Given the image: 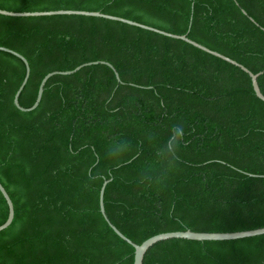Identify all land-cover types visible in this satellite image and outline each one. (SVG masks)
I'll return each mask as SVG.
<instances>
[{"label": "trees", "instance_id": "obj_1", "mask_svg": "<svg viewBox=\"0 0 264 264\" xmlns=\"http://www.w3.org/2000/svg\"><path fill=\"white\" fill-rule=\"evenodd\" d=\"M13 11L98 10L187 34L264 70V0H0ZM0 181L15 207L0 264H134L120 237L264 227V101L237 65L182 39L98 16L0 14ZM264 93V72L258 77ZM182 128L179 161L159 149ZM127 141L122 157L110 145ZM9 206L0 190V225ZM143 264H264V234L170 238Z\"/></svg>", "mask_w": 264, "mask_h": 264}, {"label": "water", "instance_id": "obj_2", "mask_svg": "<svg viewBox=\"0 0 264 264\" xmlns=\"http://www.w3.org/2000/svg\"><path fill=\"white\" fill-rule=\"evenodd\" d=\"M0 14L9 15V16H41V15H56V14H80V15H88V16H98V17H104V18L128 23L131 25H135V26H138V27H141L144 29H148V30H151L154 32H158V33H161L163 35L170 36L173 38L182 39V40L187 41V42L193 44L194 46H196V47H198V48H200L206 52H209V53H211L215 56H218V57H220V58H222V59H224V60H226V61H228L234 65H237L240 68H242L244 71H246L252 78V84H253L254 90L256 92V95L264 101V93L262 92V89H261L259 81H258V77L264 72V70H262L258 73H254L244 64L238 62L237 60H235V59H233V58H231V57H229V56H227V55H225V54H223L217 50H213V49L209 48L208 46H206V45H204V44H202L196 40L191 39L187 34L172 33V32L160 29L158 27L148 25L146 23H142V22L130 19V18H126V17H122L119 15H114V14H109V13H104V12L98 11V10L57 9V10H42V11H13V10L3 9L0 7ZM0 50L11 52V53L15 54L16 56L20 57L26 64L25 78H24L22 84L20 85L18 91L16 92V95L14 98L15 105L19 109H21L22 111H31V110L38 107V105L40 104L41 99L43 97L45 85H46L48 79L55 74H72V73L78 71L79 69H81L82 67H84L86 65L103 63V64H107L111 68H113L115 70L117 78L119 80H121L119 72L116 70L114 65L112 63L106 61V60H96V61L86 62V63H83L81 65H78L76 68L71 69V70L52 71V72H49L48 74H46V76L42 79L40 87H39V91H38V96H37L35 103L30 107H25V106L21 105L19 97H20V94H21L22 90L24 89L25 85L27 84L29 76H30L31 67H30L29 61L23 54H21L20 52H18L16 50L11 49V48H8L5 46H0ZM107 183H108V180H106L104 182L102 189H101V196H100L101 210H102V213L104 214L106 220L109 222L111 227L115 230V232L120 237H122L123 239H125L127 242L131 243L135 247L134 264H143L148 250L155 243L162 241V240L170 239V238H186V239H193V240H230V239H239V238L251 237V236L264 234V227L249 229V230L233 231V232H205V231H194L191 229H187V230H176V231L161 232V233L150 236L149 238L145 239L142 243H136L132 239L127 237L115 224H113L111 222V220L109 219L107 213H106V209H105V205H104V192H105V187H106ZM0 190H1L2 194L4 195V197L6 198L8 206H9L8 218L3 224L0 225V231H1L3 229L7 228L13 222L14 216H15V207H14V202H13L10 194L8 193V191L4 187V185L1 183V181H0Z\"/></svg>", "mask_w": 264, "mask_h": 264}, {"label": "clouds", "instance_id": "obj_3", "mask_svg": "<svg viewBox=\"0 0 264 264\" xmlns=\"http://www.w3.org/2000/svg\"><path fill=\"white\" fill-rule=\"evenodd\" d=\"M182 140V128H174L169 139L159 149L160 154L167 155L172 162L179 161V145ZM130 149V144L127 141H118L110 145L108 149L109 157H122Z\"/></svg>", "mask_w": 264, "mask_h": 264}]
</instances>
